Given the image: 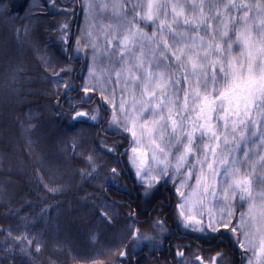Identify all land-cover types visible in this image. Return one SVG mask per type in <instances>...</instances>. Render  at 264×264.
Segmentation results:
<instances>
[{
  "label": "snow or ice",
  "instance_id": "1",
  "mask_svg": "<svg viewBox=\"0 0 264 264\" xmlns=\"http://www.w3.org/2000/svg\"><path fill=\"white\" fill-rule=\"evenodd\" d=\"M35 7L29 6L25 15L14 17L15 5L9 7L7 0H0V23H11L13 31L22 33L29 46L39 52L40 47L30 35L33 21L39 19L34 14ZM69 8L71 11L61 14L74 16L75 9L71 5ZM101 9H110V22L95 23ZM80 11L92 18V31L88 33L92 52L85 67L94 83H82L79 91L87 94L99 90L102 111L89 117L76 104L86 103L92 96H79L75 102L68 101L70 113L60 111L57 103V114L73 121L87 117L94 128L107 123L105 131L122 129L125 139L131 138L136 144L131 148V163L135 177L139 178L138 195L143 202H150L161 189L171 194L164 208L156 209L159 215L149 220H139L146 212L125 214L127 227L109 249V254L115 256L114 264H133L131 257L138 256V250L144 248L150 253L161 250L172 235L167 218H160L168 207H172L169 215L177 228L183 226L192 233L218 239L217 248L227 241L230 247L235 244L240 249L233 248L235 258H230L221 248L207 258V264H264V0H193L188 5L181 0H82ZM57 32L61 41L71 39L68 22ZM101 34L103 47L98 43ZM66 46L71 49L70 43ZM105 53L112 67L106 74L91 70L97 54L105 58ZM49 69L57 72L42 56L41 71L47 73ZM28 71L17 62L10 79L22 85ZM73 71L69 62L60 67L63 75L54 81L49 77V83L63 85L65 96L77 92V87L64 79ZM19 95H24L22 87ZM32 120L29 112L20 122L26 133L37 127ZM66 135L60 151L65 164L75 160L85 165L75 170L81 180L90 183L104 179L107 165L101 163L103 158L96 155L98 151L112 154L119 162L121 144L114 142L107 148L99 140L90 142L84 132L75 131L74 127H69ZM34 143L27 141L24 154L29 159L35 154ZM123 155H127V150ZM46 163L41 159L34 171L39 186L46 192L62 195L65 183L49 181L56 185L52 189L45 183L41 173L50 174ZM18 164L7 158L0 160V167H5L8 175ZM109 173L111 178L118 175L115 168L109 169ZM10 184L11 180L0 181V200L2 207L18 218L20 227L0 228V264H37L43 255L41 247L47 251L44 233L33 231L37 228L35 217L20 215L25 201L10 199ZM100 188L103 190L102 185ZM13 203L22 207H13ZM82 203L99 218L101 225L114 228L120 219L116 212L119 205L114 201L102 200L99 205ZM237 206H246V211L237 216ZM58 208V204L42 207L39 222L47 218L51 224L52 212ZM128 220L132 223L128 224ZM138 224H150L151 234L142 231ZM90 235L96 239L95 233ZM55 247L63 249L65 245L57 240ZM170 247L177 264H206L199 254L205 249L194 250L190 244ZM182 249L193 257L190 262ZM144 260L157 264L160 257ZM48 264L55 262L49 260ZM135 264H141L139 258Z\"/></svg>",
  "mask_w": 264,
  "mask_h": 264
},
{
  "label": "rangeland",
  "instance_id": "2",
  "mask_svg": "<svg viewBox=\"0 0 264 264\" xmlns=\"http://www.w3.org/2000/svg\"><path fill=\"white\" fill-rule=\"evenodd\" d=\"M64 1L65 0H60L59 5L61 7L59 6V8L61 10L59 9L57 11L58 14L56 15V17H54L53 19H48L49 21H45L42 25L41 23L43 21L41 22L40 19L34 20L32 23L33 31L30 35L31 38L34 39L40 47L41 51L39 52L35 50V47L29 46L28 41L25 39V37H22L23 34L22 36H16V33L18 32L13 31L11 23H0V52L2 54L0 57V102L5 103L4 115H0V147L9 149L11 151V154H9L5 158L14 162H19V164L14 167L15 173L16 170L20 173L22 169L26 170L25 174L18 175V173H16L19 179L14 178L12 184L8 185L7 187L11 194L17 190L20 191L24 187V185L29 182L27 180V177L29 175L28 167L32 166L33 168H35V171L39 167V161L41 159H44L48 162L45 164V166L50 169V174L48 175V177H46V179L50 178L52 181H60L65 183L66 191L68 189V186L70 188L72 185L76 184V180L79 178V176L76 175L75 170L81 169V166L84 164L75 160L71 161L69 164H65L64 154L60 151V143L62 140L67 138L66 133L69 127H74L75 131L84 132L90 142L94 140L95 137L100 139L102 144L103 142L107 143V141L109 140H111L109 142L115 141L121 144V155H119L118 158L119 162H117V160L113 158L106 157L108 161L113 163L118 175L115 178H111L110 173L108 175L103 174L104 179L99 180V182H102V185L106 184L107 188L104 190L106 198H100L99 203L97 204H101V201L103 200L108 203H111L110 201H114L119 205V207L116 209V212L118 213L120 219L115 222V227L109 228L106 225H101L99 218L94 214H91V209L84 206V203H82L83 200L81 198L72 199L69 197H63L60 199V201H58V203L60 204L58 211L52 212L53 220L51 225H49V222L47 220L46 223L44 225H40L39 228V231L44 233V236L42 238L47 242V251H45V249L41 247V252L43 253V255L39 257L41 259H44L48 257V255H51L62 261L74 260L75 262H77L76 264H114L115 256L109 254V249L114 247V245L120 238L121 232L127 227V224L125 223L127 217L125 214L130 211L133 212V215L146 212L147 215L141 214L139 216V220H149L150 217L158 216L155 213L156 209L164 208L162 203L169 202L168 198L171 194L164 189H161V191L156 194L155 198L147 203L143 202V198L139 196L138 193L135 195L133 190L130 191V195H119L120 186L124 187L123 184L127 183L124 179L127 178V181H129L128 178H130L128 176L129 173H126V166H129L130 171H133L135 174V166L131 163V158L133 156L131 148L136 147V144L131 138L127 140L125 139L126 134L122 131V129L120 131L114 132L116 137L114 135L110 136V133L104 130L108 126L107 123L103 125L104 129L102 127L94 128L93 126H91V130H84L85 128L83 127V125L87 120L80 118V122H72L67 118V116H64L62 118L55 117L52 115V106L50 104H47L43 106L45 115L43 118H40V116L37 114H35L33 117L34 119L38 118V120L33 123L37 125L35 130L26 133L20 122L24 121L27 116L24 115L22 117H19L17 121L14 120L12 112L13 110H19V108H14V106L12 105L13 102L8 98V96L3 94L6 83L13 82L12 80H10V77L9 80L6 81L8 79V74L2 75V71L5 68L9 69V67H13V65H15L17 62H21L22 65L29 70V75L27 76L28 80L23 83L25 84V86L30 87L27 88L26 92L36 93L32 96L28 95V97H37L39 95H44L46 91L49 90V87L53 86L54 82L49 85V77L47 75L51 71V69H49L47 73L41 71L42 56L46 57L50 61L52 66L56 67L57 69L68 65L70 62L71 67L74 69L70 78L77 88L79 85L85 82L88 84L94 83L91 76L88 75V71L85 67L91 59L89 54L92 52V46L88 33L92 31L90 25V20L92 18L90 16L81 14L80 5L82 3V0H70L69 4H67V0L66 2ZM34 2L35 1L30 0L27 7L33 5ZM95 2L111 3V0H95ZM181 2L188 5L191 4L193 0H181ZM69 5H71L72 8L75 9V15L66 17L61 13L71 11ZM23 15H25V13ZM23 15L18 16L21 17ZM110 20V9L107 12L101 9L100 15L95 20V23L106 24L110 22ZM65 22H68V27L70 29L68 35L71 37V39L66 38V43L71 44V49L66 46L65 41H61L57 32V28L63 25ZM48 26L56 27L55 30H52ZM19 27L20 25L18 22L16 23V28L19 29ZM98 43L101 47H103L102 34L100 35V40L98 41ZM104 55L105 58H102L100 54H97L96 61L94 65H92L91 70L104 72L105 74L107 73L108 69L112 67V63L108 58H106L108 54L105 53ZM77 56H79V59H77ZM112 59H116V57H113ZM79 68L80 71H78ZM81 77H85L86 79L82 80ZM28 81L33 82L29 83ZM116 92L118 95L119 86H117ZM87 94L89 96H92V99L87 101L86 103H90L93 99H95L96 101L92 104V106L95 107L93 109H95V112L102 111V109L98 107L101 103L99 90ZM30 99L34 100L35 98ZM61 106L63 107L62 112L64 113H70L72 111V109L68 107L67 100H64L63 105ZM85 107L87 108L84 109L91 108L90 106ZM79 109L81 111H84V109ZM113 127L117 126L113 125ZM28 139H31L35 142L33 144L35 154L33 158L30 159V164L27 167V158L24 153L25 151H27ZM91 146L94 147V145ZM125 150H127L126 156L123 155ZM96 155L100 156L97 152ZM101 163H107L106 159L103 158ZM57 165H59V167H57ZM124 174L127 177L124 178V176L123 178H120L121 175L123 176ZM132 178L136 179L134 180V183L137 185L138 189L139 178ZM132 178L131 180L133 182ZM93 188L96 189L97 187L93 185ZM135 198H137V202H135ZM83 202L89 204L87 201ZM129 205L131 206L130 208ZM234 211L236 212V215L239 216L241 212L246 211V206L244 208H240L239 206H237L236 208H234ZM160 218L163 219L162 216ZM127 223L130 224L132 222L128 220ZM137 226L140 227L142 231L150 232V224H138ZM181 227L183 228V226ZM146 228H149V230ZM185 230L190 231L187 229ZM90 233L96 234L95 240L91 238ZM181 233L182 234L179 235L186 236L185 239L188 240V238H190L188 234L183 232ZM193 234L204 237L206 236L207 238H209V236L205 234ZM228 234L230 235L229 232ZM237 235H239V233H237ZM180 236L178 237L179 239L177 238L179 241L183 239ZM57 240L61 241L65 245L63 249L55 247V242ZM218 243V239H212L211 242L203 243V247L207 251H204L201 256L205 257L206 264L207 258L209 256H215L216 252H218L221 248L228 252L230 258L234 257L232 250L233 248L231 249L226 244V242L220 244L217 248L216 245ZM170 245H175V243L171 241ZM166 246L167 245L165 241L161 249H166ZM234 248H236V251H240V249H238L237 247L234 246ZM191 257L192 256L188 257L189 262L193 259V257ZM138 258L140 259L141 263L146 262L144 260V256H140L139 254L137 257H131L133 262H135ZM163 263L177 264L176 260L174 259H164Z\"/></svg>",
  "mask_w": 264,
  "mask_h": 264
},
{
  "label": "trees",
  "instance_id": "3",
  "mask_svg": "<svg viewBox=\"0 0 264 264\" xmlns=\"http://www.w3.org/2000/svg\"><path fill=\"white\" fill-rule=\"evenodd\" d=\"M29 1L30 0H7V3L9 5V7H11L13 4L15 5L16 12L14 13V17H19L20 15H23L25 13V10L27 8ZM31 1L36 2V4H35V2L33 3V5L36 6L34 9V14L39 17L41 22L43 21L41 23V25L45 21L48 22L49 21L48 19H53L54 17H56V15L58 14L57 11L60 9L59 8L60 0H31ZM48 27L52 30H55L56 26H48ZM16 34H17L16 35L17 37H18V35L22 36V33L18 32ZM22 37H24V35ZM1 55L2 54L0 52V57H1ZM11 70H12V67L11 68L9 67V69L5 68L1 73L2 75L8 74V79L6 81L9 80V77H10L9 74H10ZM57 73H59V75H57ZM28 75H29V73H28ZM62 75H63V73L60 72V68H59V69H57V72L50 71L47 76L51 77L52 80H55V79H58L59 76H62ZM64 79L66 81H68V80L71 81L70 77H64ZM26 80H28V77L25 78V81ZM71 82H72V84H74L73 81H71ZM50 84L51 83H49V85ZM79 86L77 88V92H72V93H69L67 96H65L64 95L65 89H64L63 85H58V87H57V84L53 83V86L52 87L50 86L49 90L46 91V93L44 95H39L37 97H28V93L26 91H27V88H30V87L25 86V84L20 85V84H14V83H6V86L4 87L3 94L8 96V98L13 102L12 105L14 106V108H19V110H13V112H12L13 119L16 121L19 119V117H22L24 115L28 116L29 112H31L32 117H34V115L37 114L40 116V118H43L45 116L43 106H45L47 104H50L52 106V115L53 116L62 118L61 116H59L57 114V111H56L57 103L60 105V111H63L62 110L63 107L61 105H63L64 100H67V101L73 100L75 102L79 99V96H85V97L89 96L88 94L80 92ZM21 87L24 89V95H19V89ZM57 92H58V94H56ZM30 98H35V99L31 100ZM76 107L81 108L82 110L84 108H87V107H85L84 103L83 104L77 103ZM90 107L91 108H89V109H84V111L88 113L89 117L92 115H96V113H97V112L93 111V108H95V107H93V106H90ZM4 109H5V103L0 102V115L2 114V116L4 115V112H5ZM82 119L87 120L86 122H84L85 124L83 125V127L85 128L84 130H88V129L91 130V126H92L93 122L88 120L87 117H82ZM36 120H38V118H36V119L33 118L32 123H34ZM70 121L74 122L73 120H70ZM75 121L80 122L79 120H75ZM94 139L100 141V139H98V138L94 137ZM109 141H111V140H109ZM109 141H107V143L103 142V145L107 148H111L113 145L112 143L115 142V141H113V142H109ZM115 143H117V142H115ZM94 147H95V145H94ZM97 153H98V155H100L104 159H106V162H107L106 165L107 166H106L103 174L108 175L109 169L114 168V165H113V163L108 161L107 158H113V156H112V154H105V153L100 152V151H98ZM9 154H11V151L9 149H5V148L0 147V160L5 159V157H7ZM26 158H27V167H28V165L30 164V159L27 156H26ZM83 168H85V165L81 166V169H83ZM34 169L35 168H33L32 166L28 167L29 175L27 177L28 178L27 180L29 182H27L20 191L17 190L15 192H13L12 194L9 192L10 193V199L13 202L20 201V200L25 201V205H23V211L20 213L21 216H27V217H29V219H32L33 217H35L37 219V228L33 229V231H39L40 225H44L46 223V221L48 220L47 218H45L42 223L39 222L41 208L42 207L43 208H52V207L56 206L57 204L60 205L58 203V201H60V199L63 197H69L72 199L81 198L83 201H87L89 204H93V203L98 204L100 199H88V197L99 196L100 198H103V197L106 198L105 193H104V190L107 188L106 184L102 185L101 184L102 182H99V180L92 181L89 183L87 181L81 180L80 177L76 180L77 181L76 184H74L72 186L70 185L71 186L70 188L68 186L67 191L65 190L62 195L55 193V192H52V193L46 192V191H44L43 188H41L39 186V182L37 180V177L34 174ZM25 171H26L25 169H22V171L20 173V172H17V170H16V173H18V175L19 174L21 175V174H25ZM128 172H129V174L127 172L126 173L128 174V176L130 178L135 177L133 171L129 170ZM12 173H13L12 175H8L6 168L0 167V181H4V180L13 181L14 178L19 179L18 175L14 171V168L12 170ZM41 175L43 176L45 183L48 184V187L50 189H52L56 186L53 183H49V181H52L50 178L46 179V177H48V175L44 176L43 173H41ZM123 177L126 178L127 176L124 174L123 176L121 175L120 178H123ZM93 185L96 186L97 188L96 189L93 188ZM101 185L104 188L103 190H101V188H100ZM161 195H162V192H161ZM45 200H47V203H45ZM110 202H112V201H110ZM29 203L32 205L30 208L27 207V204H29ZM2 205H3V201L0 200V228H13V229H15L17 227H20V222H19L18 218L9 214L8 209L3 208ZM12 206L13 207H22V205H20L18 203H13ZM164 211L167 212L168 210L164 209ZM165 215H166V213L164 214V216H162V218H167ZM167 222H170L168 218H167ZM49 225H51V224H49ZM146 229L149 230V228H146ZM22 231H23V229H22ZM177 232L179 233V231H177ZM182 232L188 234V236L192 239V241H194L197 244L195 247H193L196 250L204 249L203 243H207V242L212 241L210 236H209V238H207L206 236L205 237L199 236V235L191 233L190 231H186L185 229H183ZM178 233L172 234L173 236H171V237H174L173 240L170 237H168L166 239V245H167L166 249H161L160 251H157L155 253H150L148 248H144L142 251L138 250V254L140 256L149 257V258L160 257V260L157 262V264H164L162 261L164 259L172 260L173 259L172 249L170 247V246H172V245H170L171 241H173V243H175V244H181L182 242L184 244L188 241L187 239H185V237H183L184 239L179 241L176 237V236H180ZM225 233H226V235H229L227 231H225ZM180 234H182V233L180 232ZM24 235H27V232H24ZM0 240H2V237H0ZM225 242L228 245L227 241H225ZM233 245L236 247L235 244H233ZM233 245L231 247L229 245L228 246L232 249V248H234ZM183 251H185L186 256L188 255V257H190V255L187 253L186 250H183ZM202 253H204V251L200 252L199 254L201 255ZM133 257H137V255H134ZM233 258H235V257H233ZM49 260L54 261L55 264H76L77 263L74 260L62 261L56 257L48 255V257H46L44 259L38 258L37 264H48ZM133 263L135 264V262H133ZM141 264H147V262H143Z\"/></svg>",
  "mask_w": 264,
  "mask_h": 264
},
{
  "label": "flooded vegetation",
  "instance_id": "4",
  "mask_svg": "<svg viewBox=\"0 0 264 264\" xmlns=\"http://www.w3.org/2000/svg\"><path fill=\"white\" fill-rule=\"evenodd\" d=\"M64 2H66V0L64 1ZM70 3V0H67V4H69ZM78 71H80V68L78 69ZM96 100L95 99H93L90 103H84V105L85 106H92V104L95 102ZM89 104V105H88ZM102 128H103V126H101ZM104 129V128H103ZM110 134V136L111 135H114L115 137H116V135L114 134V132H112V131H108ZM109 139V138H108ZM126 169H127V173H129L128 171L130 170L129 169V166H126ZM127 183L126 184H124L123 186L124 187H122V186H120V189H119V195H121V196H123V195H130V191L131 190H133V192L135 193V195L138 193V189H137V185L134 183V180H136V179H133V182H132V180H131V178H128V180L129 181H127V178L126 179H124ZM124 180H122V181H124ZM128 184V185H127ZM126 186V187H125ZM130 186V187H129ZM135 202H137V198H135ZM168 202H165V203H162L163 204V206H165V204H167ZM168 208H171V209H167V208H165V209H167L168 211L167 212H165L166 213V217L169 219V221L171 222H168V226H169V230L172 232V234L173 233H176L177 231H179V233L178 234H180V232H182L183 231V228L182 227H180V228H177V226L173 223V217L172 216H170L169 215V213L170 212H172V207H168ZM128 213V212H127ZM133 213V212H132ZM155 213L157 214V215H159V212L158 211H155ZM163 219H165V218H163ZM184 235V234H183ZM171 236H173V235H171ZM177 238L179 237V236H176ZM182 238L183 237H185L186 238V236H181ZM172 240H173V238L174 237H170ZM179 239V238H178ZM184 239V238H183ZM194 240V239H193ZM181 244H183V242L181 243ZM184 244H190L191 246H192V248L193 247H195L197 244L194 242V241H192V239L191 238H188V241L186 242V243H184ZM194 250H196L195 248H193ZM163 262H164V260H162ZM161 262V261H160Z\"/></svg>",
  "mask_w": 264,
  "mask_h": 264
},
{
  "label": "water",
  "instance_id": "5",
  "mask_svg": "<svg viewBox=\"0 0 264 264\" xmlns=\"http://www.w3.org/2000/svg\"><path fill=\"white\" fill-rule=\"evenodd\" d=\"M125 152V151H124Z\"/></svg>",
  "mask_w": 264,
  "mask_h": 264
}]
</instances>
